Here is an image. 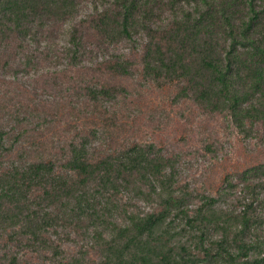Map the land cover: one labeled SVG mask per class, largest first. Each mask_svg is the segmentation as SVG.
<instances>
[{
  "label": "trees",
  "instance_id": "1",
  "mask_svg": "<svg viewBox=\"0 0 264 264\" xmlns=\"http://www.w3.org/2000/svg\"><path fill=\"white\" fill-rule=\"evenodd\" d=\"M89 35L106 49L135 45L144 81L179 83L181 97L225 114L244 137L258 131L264 143V0H0V59L13 78L44 64L61 72L84 68ZM58 38L62 45L54 44ZM132 66L124 53L103 63L113 76L131 75ZM123 93L91 85L84 100L104 106ZM31 118L14 113L0 124V157L17 156L0 172V230L10 229L9 239L28 253L60 255L49 235L85 224L98 250L95 264H264V164L236 176L261 191L240 217L220 207L232 179L190 209L192 197L176 187L174 161L154 145L95 157L94 128L71 141L61 161L29 159L22 143ZM122 195L157 208L127 213ZM186 234L193 240L183 243ZM0 264L18 259L0 257Z\"/></svg>",
  "mask_w": 264,
  "mask_h": 264
},
{
  "label": "rangeland",
  "instance_id": "2",
  "mask_svg": "<svg viewBox=\"0 0 264 264\" xmlns=\"http://www.w3.org/2000/svg\"><path fill=\"white\" fill-rule=\"evenodd\" d=\"M60 40H54V44L62 45ZM86 45L89 64L66 72L44 64L37 74L18 72L13 78L2 70L5 59H0V124L14 113L32 112L22 143L32 151L29 159L61 161L71 141L79 138L81 132L96 128L99 135L94 144L95 157L132 144H152L172 159L178 173L177 189L192 197L190 209L200 205L203 195L217 197L225 180L232 179L235 185L228 195L222 196L220 207L229 215L240 217L261 192L254 193L236 180L242 171L264 164V143L259 132L244 137L225 114L209 113L181 97L179 83L144 81L140 49L135 45L122 43L106 49L91 35L86 37ZM118 53L126 54L133 63L131 75L104 72L107 57ZM106 84L122 88L125 93L111 104L88 105L84 100L86 88ZM16 157H0V172L6 171ZM128 197L122 195L127 213H146L157 208L155 201H130ZM11 236L10 229L0 230V257L7 262L13 255L18 264H65L73 258H81L83 264H95L98 259L93 233L87 231L85 224L57 228L56 233L49 235L60 247V255L28 253L12 242ZM192 240L188 234L180 239L183 243Z\"/></svg>",
  "mask_w": 264,
  "mask_h": 264
}]
</instances>
